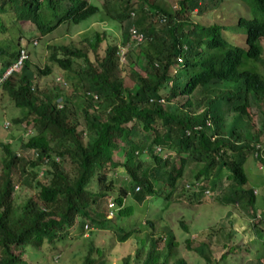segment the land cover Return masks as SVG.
Segmentation results:
<instances>
[{
  "label": "trees",
  "instance_id": "16d2710c",
  "mask_svg": "<svg viewBox=\"0 0 264 264\" xmlns=\"http://www.w3.org/2000/svg\"><path fill=\"white\" fill-rule=\"evenodd\" d=\"M232 1L237 10L224 14L225 0H176L167 8L159 0H101L100 8L88 0H0V77L19 57L12 39L25 36V24L35 27L36 36L26 38L34 48L60 26L79 25L103 10L123 26L121 45H130L122 63L119 47L108 46L104 34H96L93 42L84 40L87 48L47 44L49 64L43 69L29 63L26 46L27 60L0 85L23 116L11 124L29 125L33 131L20 152L0 141V264H23L25 250L33 248L58 255L55 251L64 244L101 225L92 209L104 199L111 201L110 194L116 195L112 219L127 225L108 222L109 228L118 230V242L124 243L144 226L143 216L132 220L135 206L157 200L169 204L185 195L193 204L207 187L220 192L224 181L226 204L241 205L251 222L231 234L245 236L247 247L236 249L264 264V196L262 208L256 207L244 171L249 158L264 168V161L254 157L256 146L264 145L259 107H264V77L255 70V65L264 68V0ZM131 30L142 36L140 44ZM100 50L103 57L90 61L89 51L96 55ZM54 68L64 72L69 93L58 84L41 91L34 83ZM125 78L133 87H124ZM73 99L98 106L91 113L82 110L84 131L71 107ZM252 105L262 112L260 129L249 113ZM192 164L200 168L179 189ZM119 170L132 186V204L126 206L129 192L115 188ZM19 183L35 190L22 206L13 199ZM146 223L164 232L151 235L141 264H186L175 259L178 244L162 217ZM180 227L185 229L182 222ZM103 252L102 246H90L83 264H106L99 260ZM194 252L211 264L206 244Z\"/></svg>",
  "mask_w": 264,
  "mask_h": 264
},
{
  "label": "rangeland",
  "instance_id": "374dc122",
  "mask_svg": "<svg viewBox=\"0 0 264 264\" xmlns=\"http://www.w3.org/2000/svg\"><path fill=\"white\" fill-rule=\"evenodd\" d=\"M89 2H94L96 5H101V0H88ZM159 3L164 7L175 6L176 0H159ZM224 14L237 10L234 7L232 0H225L224 4ZM232 12V13H233ZM231 13V14H232ZM238 13H242L238 10ZM123 26L110 20L103 10H100L96 16L82 22L79 25H62L58 29L52 32V34L45 37L39 38L38 45L34 48L27 46V39H32L36 36V30L33 25L25 24L23 30L27 31L25 36L16 39L13 37L12 41L16 47V50L20 52L25 51L27 46L28 51V61L29 63L38 69H43L49 63L47 61L48 54L46 50V45H71L77 48H87V44L84 40L93 42L96 34L105 35V40L108 46H118L119 47V59L123 63L125 53L127 48L130 46L121 45V32ZM84 43V44H83ZM18 45V46H17ZM262 58L264 59V43L261 44ZM103 50L100 53L94 55L89 51L90 61H94L95 58L101 59L103 57ZM77 64H75V67ZM256 73L264 77V68L260 65H255ZM63 73L57 69H53L49 76L35 78L34 83L37 84L41 91H48L57 84L58 87L68 90L65 85ZM2 78V77H1ZM124 87H133L132 82L125 78L122 80ZM60 88V89H61ZM94 98V97H93ZM95 99V98H94ZM78 99H73L71 101V107L75 111L77 117L79 130L84 131V120L82 116V110L88 108V112L91 113L92 109L97 110V104H88L87 102L77 101ZM9 98L0 92V141L4 143H9L15 152H20V144L26 141L30 136H32V129L29 125L21 124L19 127L13 126L11 120L14 118H21L22 113L12 108ZM95 106V107H93ZM93 107V108H92ZM260 109L264 111V107L261 106ZM249 113L254 116V126L256 129L261 128L260 119L262 117V112L255 106H251ZM7 124V128L4 126ZM10 125V126H9ZM28 135V136H27ZM264 139V137L262 138ZM86 138L83 137V142H86ZM263 141V140H262ZM123 154L124 150H120ZM3 156L0 148V159ZM115 160L123 161L121 155H114ZM196 168V169H195ZM200 166L191 165V167L184 172V177L179 183V189L185 184L193 180L195 171L199 169ZM1 171V168H0ZM244 171L247 176L249 186L254 189V196L256 198V207L262 208L261 199L264 196V168L261 166H256L252 162V158H249L244 165ZM42 176V173H38V178ZM115 188L120 187L127 190V199L125 200V206L127 204H132V196L130 195V190L132 189L131 183H129L126 174L123 170H119L115 176ZM208 181L207 184H210ZM15 185L13 199L16 206H22L25 201L29 198L33 199L35 196V190L19 187ZM227 183L224 181L221 183V191H217L211 187L209 189L210 194L205 196L204 194L200 197V200L190 204L188 202V196H182L179 199L175 198L173 203H167L157 200L155 202L149 203L147 206H135L136 214L132 217V220L138 221V216H143L142 224H144L140 234L134 235L128 238L124 243H119L120 233L109 228V223L112 222L117 226L125 227L126 222L120 224V221L108 217L109 212L107 199H104L99 203L98 207L92 209L93 218L96 222L101 223V225H94L86 229V234L82 239L75 238L73 241L64 244L63 247L58 251H55L58 255L51 253L49 256L46 253L35 252V249H27L24 252L23 264H83V258L88 251L90 246H102L104 248L103 256L99 259L104 261L106 264H124V260H128V264H141L142 260L149 251V240L151 235H158L163 230L150 229L146 224L147 221H154L157 217H162L165 222V226L169 232L174 236L175 242L178 244L175 249H173V254L175 259H182L186 264H206L205 261L200 259L194 252V248L198 247L199 244H206L210 250V263L216 264L214 262H220V264H255V258L252 256H247L245 253L240 252L238 249H243L247 247L245 242V236L240 239L233 238L231 234H236L240 225L243 226L245 223H251L247 221L246 212L239 205L237 207L227 205L225 202ZM246 188H249L246 185ZM180 190L178 191V195ZM189 194V193H188ZM111 200L116 198V195L110 194ZM230 214V215H229ZM140 218V217H139ZM180 222H182L184 228L180 227ZM251 236V235H250ZM189 244H188V243ZM106 247V248H105ZM163 244L160 243L158 248L161 249ZM234 247V248H233ZM250 248H254L251 244ZM231 250V251H230ZM231 253H228V252Z\"/></svg>",
  "mask_w": 264,
  "mask_h": 264
},
{
  "label": "built area",
  "instance_id": "2783aa9c",
  "mask_svg": "<svg viewBox=\"0 0 264 264\" xmlns=\"http://www.w3.org/2000/svg\"><path fill=\"white\" fill-rule=\"evenodd\" d=\"M131 37L133 41L136 42L137 44H140L143 40L142 36L137 34L134 30H131ZM26 60H27L26 53L24 50H21L19 52L18 59L8 70H6V72L1 76L2 78L0 77V85L7 78V76H9L13 71L19 70V68H21V66ZM158 151L159 149L156 150V152ZM254 157L264 161V145L260 144L256 146V152L254 153ZM205 194H208V192H205ZM108 209H109L108 217L112 219L114 215V203L112 202V200L108 202Z\"/></svg>",
  "mask_w": 264,
  "mask_h": 264
},
{
  "label": "clouds",
  "instance_id": "9594fccd",
  "mask_svg": "<svg viewBox=\"0 0 264 264\" xmlns=\"http://www.w3.org/2000/svg\"><path fill=\"white\" fill-rule=\"evenodd\" d=\"M9 68H10V67H9ZM9 68H8V69H9ZM8 69H6V70H8ZM6 70H5V72H6ZM5 72H4V73H5ZM4 73H3V74H4ZM3 74H2V75H3ZM7 77H8V76H7ZM59 108H62V105L59 106ZM4 128H5V129L7 128V124L4 126ZM200 186H201V184H200ZM205 192H208V194H205ZM203 194H204L205 196H208V195L210 194V192H209V190H205V191L203 192Z\"/></svg>",
  "mask_w": 264,
  "mask_h": 264
}]
</instances>
